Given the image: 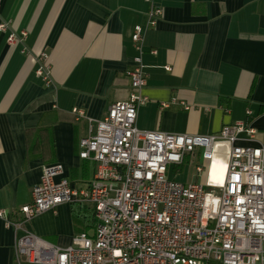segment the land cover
Here are the masks:
<instances>
[{"label": "crops", "instance_id": "1", "mask_svg": "<svg viewBox=\"0 0 264 264\" xmlns=\"http://www.w3.org/2000/svg\"><path fill=\"white\" fill-rule=\"evenodd\" d=\"M155 1L163 13L144 33L148 101L138 128L213 135L248 120L256 140L242 135L238 143L264 146V0ZM150 9L146 0H0V23L9 25L0 31V208L13 221L22 220L45 166L61 165L74 186L93 180L95 164L79 157L88 121L73 110L100 120L128 99L138 55L132 35ZM22 31L26 40L10 45L8 36ZM43 65L48 81L37 73ZM226 147L225 158L218 150L212 163L202 161L201 177L213 163L227 168ZM76 210L62 204L24 227L67 247L84 232ZM20 235L0 219V264H15Z\"/></svg>", "mask_w": 264, "mask_h": 264}, {"label": "built area", "instance_id": "2", "mask_svg": "<svg viewBox=\"0 0 264 264\" xmlns=\"http://www.w3.org/2000/svg\"><path fill=\"white\" fill-rule=\"evenodd\" d=\"M146 1L151 6L147 23L136 26L132 35L138 55L128 73V99L112 104L100 120L73 110L77 118L88 121L89 133L79 142V157L95 164L93 180L74 186L63 176L61 165H47L32 191V201L21 208L22 220L13 221L0 208L6 226L22 232L15 264L23 260L34 264H264V146L238 143L242 135L256 140L250 121L225 125L213 135L137 126L139 109L148 101L142 92L149 76L142 58L144 33L163 13L155 0ZM8 27L7 22L0 23V31ZM27 36L26 31L12 33L8 43L24 42ZM37 73L47 81L50 78L45 65ZM168 106L162 103V108ZM221 142L230 145L223 185L182 183L168 177L169 167L182 165L188 155L199 154L212 163ZM62 204L93 214L94 230L81 232L71 245L60 247L25 229V223L55 212Z\"/></svg>", "mask_w": 264, "mask_h": 264}, {"label": "rangeland", "instance_id": "3", "mask_svg": "<svg viewBox=\"0 0 264 264\" xmlns=\"http://www.w3.org/2000/svg\"><path fill=\"white\" fill-rule=\"evenodd\" d=\"M217 148L220 153V158H225L227 156V147L225 143H218ZM202 158L199 157V154H196V156H186L185 161L182 165L180 166H175L172 165L169 167L168 171V177L169 178H175L176 180L182 182V183H188V182H194V181H203L204 185L211 186L209 185L210 182L214 183L216 186L218 185H223L226 180V172L227 168H216L214 165L215 163L212 164L211 169L209 171V174L207 173L206 175L201 177V174L199 175L196 168L197 166H203L202 165ZM209 176V177H208ZM208 178L209 180H207ZM209 181V182H206ZM200 182V183H201ZM206 182V183H205ZM207 190H210V187H207ZM77 212V217L80 222H77V226L80 227L81 230L88 231L94 230V217L93 214H83L82 212L76 210ZM82 215H87V219L83 218Z\"/></svg>", "mask_w": 264, "mask_h": 264}]
</instances>
